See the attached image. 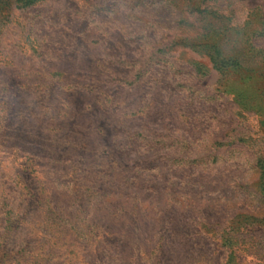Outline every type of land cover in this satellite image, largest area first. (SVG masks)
Listing matches in <instances>:
<instances>
[{
    "label": "rangeland",
    "instance_id": "1",
    "mask_svg": "<svg viewBox=\"0 0 264 264\" xmlns=\"http://www.w3.org/2000/svg\"><path fill=\"white\" fill-rule=\"evenodd\" d=\"M0 264H264V0H0Z\"/></svg>",
    "mask_w": 264,
    "mask_h": 264
}]
</instances>
